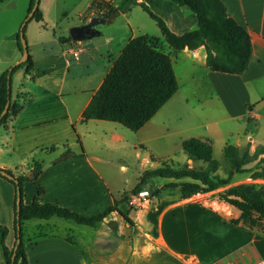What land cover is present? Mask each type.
<instances>
[{
  "label": "crops",
  "instance_id": "obj_1",
  "mask_svg": "<svg viewBox=\"0 0 264 264\" xmlns=\"http://www.w3.org/2000/svg\"><path fill=\"white\" fill-rule=\"evenodd\" d=\"M63 1H40L44 21L38 25L42 30L28 47L34 68L29 73L21 68L17 72V92L12 88L11 102L23 103L24 107L7 130H0L1 169L19 177L37 170L36 164L43 166L36 181L24 184L26 205L33 203L41 188L42 203L87 217L102 214L123 194L113 189L109 175L111 160L107 156L116 150H131L137 158L146 151L142 159L145 163L157 154L170 156L191 138L211 142L214 147L223 144L224 154L228 145L241 149L251 146L252 154L264 149V0H223L230 16L250 34L252 57L248 69L239 75L213 71L207 65L205 47L172 53L179 90L136 133L117 123L90 120L84 124L82 117L121 53L137 38L132 21L135 9L150 15L140 4L135 5L130 12L102 25V35L96 40L75 42L68 39L70 33L51 34L44 28L52 22L49 16L63 10ZM124 1L116 0L115 5L121 6ZM137 1L148 5L177 35L198 27L195 15L173 0ZM30 3H0V22L10 24L8 32L0 34V80L23 56L18 36L29 17ZM92 6V2L87 5L89 9ZM91 18L69 28L84 25ZM149 27L153 33L140 36L155 38L166 52H172L161 31ZM86 133L93 140L86 141ZM81 143L82 150L77 151ZM121 170L127 171V167L122 165ZM15 200L14 185L0 178V225L10 229L6 244L11 250L16 246ZM123 211L132 224L117 213L94 228H75L59 218L28 222V264H186L185 247H176L177 238L184 232L191 240L190 249L197 250L191 256L200 264H215L252 241L256 245L258 240L222 213L182 197H166L136 216ZM166 222L173 227V241L167 237ZM208 235L212 236L210 240L202 239ZM258 251L264 258V251Z\"/></svg>",
  "mask_w": 264,
  "mask_h": 264
},
{
  "label": "trees",
  "instance_id": "obj_2",
  "mask_svg": "<svg viewBox=\"0 0 264 264\" xmlns=\"http://www.w3.org/2000/svg\"><path fill=\"white\" fill-rule=\"evenodd\" d=\"M4 1L6 0H0V3ZM40 1L31 0L29 7L30 14L36 3L39 2V7L31 19L38 23L44 21ZM115 1L94 0L91 9L100 7L108 9L103 17L107 22H111L121 14L130 12L133 6L140 4L156 22L172 52H166L159 40L149 36L132 39L84 111L83 123L99 120L120 124L132 132L140 131L178 92L179 83L172 53L179 54L187 48L194 51L205 47L207 65L213 71L239 75L248 69L252 57L250 34L245 27L230 16L223 0H173L180 7L193 13L198 20L197 29L183 35L175 34L166 21L155 14L145 3H138L137 0H125L121 6H116ZM18 39L23 52L20 35ZM68 39L73 41L71 36ZM62 40L64 41V39ZM21 68H26L28 73L33 70L34 62L30 55L27 62L15 67L12 77ZM9 74L10 70L5 71L0 80V118L12 98V80L11 87H9ZM23 107V103L11 102L8 113L0 123V130H7L9 122L19 114ZM182 148L190 160L203 162L206 166L191 168L186 164L179 168H173L165 165L148 170L133 189V194L137 195L148 180L157 177L180 181V184L174 187L180 188L183 199H189L199 193L225 188L218 195L219 201L240 212L239 218L233 220L232 223L246 226L251 230L264 225V184L254 186L261 195L260 199L252 197L237 187L230 186L236 173L243 172L246 166L254 162L264 161V159L260 160V155L264 153L263 148L257 149L252 154L251 146L241 149L228 145L225 148V156L231 163V170L226 178L219 174L221 163L214 158V146L211 142L191 138L182 143ZM35 168L38 174L43 170V166L40 164H36ZM0 171H7L14 175L11 170L0 168ZM0 177L9 181L16 189L15 245L19 239H21V243L18 246L15 264H28L26 224L32 220L49 221L59 218L94 228L104 222L112 213H117L128 223H133L131 218L119 207L120 200H116L115 204L102 214L87 217L59 205L42 203L43 190L39 188L33 203L26 205L24 203V184L36 181L37 178L31 180L25 175L15 176L19 180V184H17L15 180H11L1 173ZM254 177L264 179V172H256ZM18 189H20L22 197L20 211L17 208ZM18 224L22 227L20 237L18 236ZM9 232L10 229L7 226L0 225V247L5 260L4 264H12L14 255V249H9L6 244Z\"/></svg>",
  "mask_w": 264,
  "mask_h": 264
},
{
  "label": "rangeland",
  "instance_id": "obj_3",
  "mask_svg": "<svg viewBox=\"0 0 264 264\" xmlns=\"http://www.w3.org/2000/svg\"><path fill=\"white\" fill-rule=\"evenodd\" d=\"M22 1L23 0H21V2ZM91 2L93 4L94 0H64L61 7L63 10L57 11L56 14L53 13L51 16H49L52 22L50 26L45 24L44 28H47L51 34L57 32L59 34L64 33L65 35L66 34L69 35L71 30V28H69L70 26L82 24L81 21L86 20L89 17L90 18L91 17L93 18L95 16L103 17V15L108 12V9H103L101 7L98 9L94 8L90 10L87 7V5L88 3ZM132 21L135 25L134 33L137 37L145 33H153L152 29L149 26H152L154 30L160 31L157 24L141 9H135L132 17ZM145 23L147 26L145 25ZM38 24L39 23H37L36 20H29L25 26L26 28L25 35L28 42V47H29V41H31L35 36H37L36 34L40 33V30H42L41 25ZM9 25L0 22V34L6 33V31L8 32ZM100 27L101 26H99V28ZM97 38L93 40H96ZM19 70H17L16 74L14 73L12 77V88L14 93L17 92L19 86V82H18L19 73H17ZM95 85H97V83H95ZM130 132L132 131L130 130ZM87 134L88 133H86V135ZM88 138L90 140H93L92 137H88L87 135L85 137L86 141L88 140ZM82 143L79 146H77V151L82 150V146H81ZM223 148H224L223 144H217L214 147V158L221 163V170L219 171V174L222 177L226 178L231 170V163L226 158L223 152ZM145 152L142 150L143 156L141 158H137L135 153L133 152L131 153V150H128L127 152L124 153L122 151L116 150V151H112L110 156H107V158L111 160L109 165L111 169V173L109 175L112 177V181L114 185L113 189L115 191H118L119 189V191L123 193L120 194L121 196L117 199L120 200L119 207L122 210L123 209L128 210L129 214L132 213L134 216L140 214V212L143 209H145L147 206L151 205L152 203H159L162 199L166 197H171L172 199H176V200L181 198L180 188L174 187L175 185L180 184V181H176L172 179L169 180L160 177L152 178L148 180L147 184L143 186L141 191H149L150 193L148 199L141 198L139 194L134 195L132 187L136 185V182L140 174L143 175L148 170H154L156 168L164 167L165 165H169L170 167L173 168H179L186 164H188L191 168H195V167L200 168L206 166L203 162H194L193 160H190L188 155L183 151V148H175L171 152L172 154L170 156H164L161 154L160 155L157 154L156 156H151L149 157V160H147L144 163L142 159L147 153ZM122 165H125L127 167V171L121 170ZM256 172H264V161L254 162L246 166L243 172L236 173L232 179V183L230 186L237 187L240 190L247 192L252 197L260 199L261 195L258 192V189H255L254 186L258 184H264L263 182L264 179L255 178L254 174ZM224 189L222 188L208 193H199L189 199H191L199 206H203L206 209L222 213L226 217V219L232 223L233 220L239 218L240 212L237 209L229 206L228 204L219 201L218 195ZM174 217H175V213L172 214V218ZM59 220H62L64 224H67L68 222V224L73 225L75 228H82L80 225L76 224L75 222L67 221L64 219H59ZM166 224L167 226L165 230L167 237L168 239L173 241L175 239L173 227L168 226L167 222ZM246 228L248 230V234L250 233L253 236V239L255 238L258 239L256 240L257 249L258 250L262 249L264 251V225L254 230H251L248 227ZM75 232L78 231L75 230ZM211 237H212L211 235H208L203 237L202 239L210 240L209 238ZM177 241L178 244L176 247L179 248L182 246L185 247V253L187 254H185L184 257H190L191 256L190 253L197 252V250L192 251L190 249L192 247L191 240L188 239L185 232L182 237L177 238ZM183 241L186 243H184ZM226 258H224L223 260H225ZM223 260H220V262ZM4 261H5L4 256L0 247V263L4 264Z\"/></svg>",
  "mask_w": 264,
  "mask_h": 264
},
{
  "label": "water",
  "instance_id": "obj_4",
  "mask_svg": "<svg viewBox=\"0 0 264 264\" xmlns=\"http://www.w3.org/2000/svg\"><path fill=\"white\" fill-rule=\"evenodd\" d=\"M38 7H39V2L36 3L33 11L29 14L28 19L26 20V22L24 23V25L22 27V30L20 33V38H21L22 47H23V56H22L21 60L15 66H13L10 69L9 87H11L12 73H13L15 67L22 65L23 63L27 62L29 59L30 54H29L28 42H27L26 35H25V26H26L27 22L32 19V17L34 16L35 12L38 9ZM106 23H107L106 18L95 16L88 23L81 25V26H76V27L71 28L70 36H71L72 40L75 42H84V41L93 40V39L100 37L102 35V31L99 29V26L105 25ZM10 105H11V98H10L9 103L6 106L5 111L3 112V114L0 118V123L2 122L3 117L8 113ZM0 173L3 176H5L11 180H15L16 183L19 184V180H17L16 177L14 175L10 174L9 172L0 171ZM37 174H38L37 170H30L26 174V177L33 180L36 178ZM21 207H22V197H21L20 189H18V198H17L18 211L21 210ZM21 230H22V227L20 224H18V236L19 237L21 236ZM20 243H21V239H19L17 241V245L14 248V255L12 257V264H15V262H16L18 246Z\"/></svg>",
  "mask_w": 264,
  "mask_h": 264
},
{
  "label": "built area",
  "instance_id": "obj_5",
  "mask_svg": "<svg viewBox=\"0 0 264 264\" xmlns=\"http://www.w3.org/2000/svg\"><path fill=\"white\" fill-rule=\"evenodd\" d=\"M138 194L143 199H148L150 196L149 191H140ZM184 261L186 264H200L195 256L185 257ZM215 264H264V258L252 241L238 251L231 253L225 260Z\"/></svg>",
  "mask_w": 264,
  "mask_h": 264
}]
</instances>
